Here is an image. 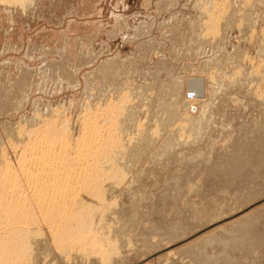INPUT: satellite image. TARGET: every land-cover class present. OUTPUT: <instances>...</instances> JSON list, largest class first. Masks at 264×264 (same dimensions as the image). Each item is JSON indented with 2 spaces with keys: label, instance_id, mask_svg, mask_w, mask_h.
I'll return each instance as SVG.
<instances>
[{
  "label": "rangeland",
  "instance_id": "374dc122",
  "mask_svg": "<svg viewBox=\"0 0 264 264\" xmlns=\"http://www.w3.org/2000/svg\"><path fill=\"white\" fill-rule=\"evenodd\" d=\"M12 1L0 0V169L17 166L41 120L56 117L72 144L87 114L102 122L106 104L130 99L117 130L124 178L117 188L103 181L109 206L98 233L112 249L105 243L103 256L70 247L64 254L37 218L30 263L211 264L177 248L215 231L224 239V229L250 214L243 252L229 247L225 255L236 259L231 264H264V0ZM220 9L213 34L208 17ZM204 78L224 86L216 83L208 96L201 88V98L189 86L185 98H197V106L180 100V80ZM180 102L191 113L204 107L198 120L182 115ZM217 244L205 249L219 253Z\"/></svg>",
  "mask_w": 264,
  "mask_h": 264
},
{
  "label": "bare ground",
  "instance_id": "6f19581e",
  "mask_svg": "<svg viewBox=\"0 0 264 264\" xmlns=\"http://www.w3.org/2000/svg\"><path fill=\"white\" fill-rule=\"evenodd\" d=\"M21 1L22 0H20V3H21ZM11 2H13V1L11 0ZM214 2H216V1H214ZM250 2H251V0H250ZM216 3H215V7L218 6V4H216ZM218 3H219V1H218ZM202 5H204V4H202ZM215 7H214V9H215ZM214 9H213V11H214ZM222 9H220L221 11L219 12V16H217V14L215 15L212 12V10H211L212 13H210V15L206 14L205 13L206 11H204L205 15H209V17H208L209 22L208 23L210 25H208V26H210V27H208L209 29H207V27H206L208 32L211 30L213 32V34L214 33L218 34V31H219L218 21L220 19V13H222ZM216 11H219L218 7H217ZM221 20H222V17H221ZM205 24H207V23H205ZM166 27H168V26H166ZM204 28H205V26H204ZM202 29H201V31H202ZM208 35H209V33H208ZM202 36H203V34H202ZM195 42L196 41H194V43ZM199 45H200V43H199ZM46 51H49V49L44 48V53ZM42 53H43V51H42ZM104 61L106 62L107 60H104ZM109 61H111L112 63L114 62L112 66L115 67V64H116L115 60H108L107 65H108ZM52 62H53V60H52ZM111 62L109 64H111ZM53 63H51V64H53ZM100 64H101V62H100ZM103 64L101 66L106 65V64H104V65ZM49 66L50 65H48V67ZM101 66H100V69L103 68ZM110 66H109V69L110 68L113 69ZM104 68H106V67L104 66ZM116 68H117V66H116ZM105 70L103 69V71H105ZM113 70H115V69H113ZM51 71L53 72L54 70H51ZM51 71H50V73H51ZM108 71L109 70H107L106 72H108ZM115 72H116V70H115ZM115 72H113V73L116 74L117 72L116 73ZM24 73L26 75L25 78H28L27 77L28 72L27 73L24 72ZM53 73L55 74V71ZM29 74H32V73H29ZM48 75H50V74H48ZM108 76H109V74H108ZM213 77H216V76H213ZM21 78H24V77L22 76ZM61 78H63V77H61ZM205 78H207V77L205 76ZM205 78L203 80H205ZM196 79L198 80V78H196ZM222 80L223 79H220V81H222ZM20 81H22V80H20ZM24 81H26V80H24ZM223 82H218V81H215L211 78L207 81L205 80L204 83L202 82L203 84L198 83V82L192 83L191 80H188V81L180 80V82H178L176 84L177 85L176 90L178 91V94L180 95L179 98L181 97L180 100H182V101L184 100L185 103H186V101L189 102L191 107H193L197 103L196 102L197 98H193V96L191 99L185 98V97H187L186 93L189 92V90H191V88L189 86H191V87L196 86L197 87L196 91H190V92L199 93V95H197V96H199V98H201L202 92L204 93V91L201 92V88H203L205 90V94L208 93L207 94V96H208L211 93H213V91L214 92L218 91V90H215V88H214L215 85L217 87L216 83H218L219 86L221 87V86H224ZM28 83H30V82H28ZM144 87H146V86H144ZM167 89H170V88L167 87ZM173 90L174 89H172V91ZM141 91H140V94H141ZM174 93L176 95L175 91H174ZM124 96H126V95H124ZM168 96H170V95H168ZM126 97H128V96H126ZM173 97H175V96H173ZM123 99H124V101L122 100V102L116 103V104H114L113 101L111 100L110 101L111 103H109L108 105L106 104L105 108L103 107L104 108L103 109L104 119L102 117V119H103L102 122L101 121L99 122L101 124H99L97 119L95 118L97 116L96 115L97 113H95L96 116H91L92 114L91 115L87 114V116L84 117L83 118L84 120L82 121L83 122L82 133L79 135V137L77 136V138H75L76 140L73 138L75 140L74 143L71 140L72 144L70 143V140L67 139L68 135L67 136L64 135L65 133H67V132H65V131H67L66 130L67 128H65V127L63 128L62 125H64V124H61V125L59 124L60 127L62 126L61 128L57 127V124L55 122L56 117H53L52 116L53 114L51 116H52V118H54V121H52L51 118L46 119V120L40 119L41 121L39 120L40 122L37 123L38 124L37 128L36 127L34 129L31 128V130L28 129V130H30L28 132V134L31 135V138H30V141H28L25 144L26 147L21 152V155L19 156V158L17 160V166L14 167V166L7 165V166L3 167L2 169H0V264H31L30 262H31V260H33V257H34L33 255L35 254V253L31 254V252H32L31 248H32V245L34 243L35 235H37V237L39 238L38 235H39V232H41L39 230V228L41 226L37 225V227L39 226V228L37 229V227L35 226L36 224L34 225L35 222L39 223L36 221L37 218L40 219L41 222L47 227V229L49 230L50 236L53 239L52 241H54V243L57 244V248L62 253H64L63 251H65V250L67 251V248H68V250H70L69 249V247H70V248H77V250L79 249V251L80 252L82 251L83 253H86L84 251H87V252L90 251L92 253L94 252V253H98L100 255H102V254L104 255L106 253V250H104L102 246L105 243L107 244V246L109 245L110 248L113 247V245L110 243V240L107 239L104 234H103L104 235L103 236L101 234V232L100 233H98V232H99V228H100L101 224H104V223H102L104 221V218H105L104 215L106 213H108V210H107L108 204L106 201L107 198H105L106 193H104L105 187H103L104 186L103 181L105 180L106 182L105 181L104 182L107 184V180L111 179L113 182H111V180H109L110 184H108V185L110 187L117 188L119 186V182H122L121 180H122V178H124L122 172L120 170H118L119 166H117V165H119V162H120L119 158L121 157L120 155L117 156L118 155L117 153L118 152L121 153V151L124 149L123 147H122L123 149L120 148L121 142H119L120 141L119 136L117 138V134H118L117 130H119L118 127H120L119 126L120 121H121L120 119L121 118L124 119L126 117L125 112L127 110H125V109L128 108V107L126 108V104H124L126 98L123 97ZM168 99H170V98L168 97ZM206 99H204V101ZM126 100H130V99H126ZM129 102H127V104ZM180 103L181 104H180V106H178L179 107L178 109H180V112L182 113V115H184L185 117H188V119L191 118V120L195 119L196 115L198 116V114H200L199 111H201V109L204 108V107H201L200 110H198L199 107H197L198 109L194 108L193 110H196L197 113L199 112L198 114H195L196 111L194 112L190 108V110H192L193 112L191 113V111H189L187 109L190 112V113H188V111L186 110L187 105L185 104L186 107L184 108L185 105L182 104L184 102H180ZM203 103L205 104V102H203ZM206 103L209 106V101L207 102V100H206ZM161 104H163V103H161ZM127 106H129V105H127ZM174 106H172V107H174ZM208 106H206V107H208ZM210 106H211V102H210ZM210 106H209V108H210ZM163 107H164V105H163ZM163 107H162V109H163ZM182 109H185L187 112H185ZM54 110H52V111H54ZM169 110H171V108L168 109V111ZM94 111L92 113H94ZM168 111H167V113H168ZM95 112H97V111H95ZM204 112H205V110L203 111V114H205ZM52 113H54V112H52ZM50 114L48 115L49 117H50ZM163 114H164V112H163ZM56 115L57 114H55V116ZM184 116H183V118H184ZM41 118H42V116H41ZM42 119H44V118H42ZM49 120H51V121H49ZM181 120L183 121V119H181ZM184 120H187V119L184 118ZM195 120H198V118ZM162 122H163V120H162ZM208 122H209V120H208ZM185 123H187V122L185 121ZM197 125L198 124H196V126ZM64 126H66V125H64ZM189 126H190V124H189ZM205 126H204V128H205ZM182 127H184V126H182ZM194 127H193V129L197 130V129H195L196 127L195 128ZM200 128H201L200 131L203 130L202 127H200ZM17 129H15V130L17 131ZM62 129H64V130H62ZM122 129H123V127H122ZM23 130H24V128H23ZM177 130H178V128H177ZM18 131H17V134H18ZM196 132H194V133H196ZM174 133H175V131H174ZM186 134H188V133H186ZM193 140H194V138H193ZM171 146H172V144H171ZM120 168H121V166L119 167V169ZM17 169L19 170L18 173L16 172ZM121 170H122V168H121ZM123 172H124V175L127 176V174H125V170ZM108 185H107V187H108ZM106 190H107V188H106ZM110 207H112V206H110ZM112 212L113 211H111V213ZM249 216H250V214H249ZM249 216H247V218L245 220L240 219V220L232 222L231 227L229 229H228V227H227V229H224V231L229 230L227 232L228 235L224 239H220L221 237H219L220 235L219 236L216 235V233H215L216 231L215 232L213 231L214 233H209V234L205 233L207 235L204 234V236L202 235L201 237L197 238V240L194 241V239H193L192 242L190 241L191 243H186L185 245H181L179 248H177V251H180V252L184 251V253L185 252L190 253V251H191V255L193 254L197 257H200L199 259H201V261L205 260L203 258H207L211 264H213L214 262L215 263L223 262L225 264L226 263H229V264L234 263V262H236V259H230L229 257H227L225 255V252L227 251L226 250L227 248L229 249V247H235V249L238 248V249H240L239 250L240 252L241 251L243 252L242 247L244 246V244L247 243L245 241L250 240L247 238V235H246L247 240H246L245 236L242 235V233L245 234V231H248L246 229L248 228L249 224L251 223L249 221ZM32 225L35 226L36 228L34 229V227ZM226 225H225V227H226ZM222 228L223 227H221V229ZM36 229H37V231L35 232ZM172 229H174V228H172ZM221 229H220V231H221ZM174 231H176V230H174ZM211 232H212V230H211ZM167 233H168V231H167ZM176 233H178V232H176ZM217 233H218V231H217ZM179 234L177 235L178 238H179ZM247 234H248V232H247ZM222 235H223L222 237H224V234H222ZM248 236H249V234H248ZM174 237H176V235ZM109 238H110V236H109ZM249 238H250V236H249ZM41 240H42V238L40 239V241ZM36 241H37V239H36ZM252 241H254V240H252ZM39 243H41V242H39ZM212 243L214 245H215V243H216V245H218L217 243H220L224 247L222 248V250L219 249L220 250L219 253L210 254V253H208L209 251L207 252V250L205 248L206 247L208 248V245H211ZM256 243L258 244V242H256ZM218 247L220 248L219 245H218ZM244 247H246V246H244ZM35 248H36V245H35ZM71 250H73V249H71ZM205 250H206V252H205ZM68 252H70V251H67V253ZM185 254H187V253H185ZM227 254H228V252H227Z\"/></svg>",
  "mask_w": 264,
  "mask_h": 264
}]
</instances>
